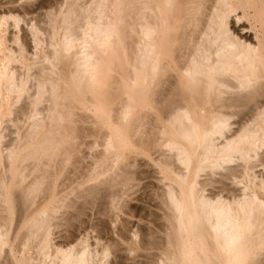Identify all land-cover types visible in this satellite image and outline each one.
<instances>
[{"label":"bare ground","instance_id":"1","mask_svg":"<svg viewBox=\"0 0 264 264\" xmlns=\"http://www.w3.org/2000/svg\"><path fill=\"white\" fill-rule=\"evenodd\" d=\"M129 256L264 264V0H1L0 264Z\"/></svg>","mask_w":264,"mask_h":264},{"label":"rangeland","instance_id":"2","mask_svg":"<svg viewBox=\"0 0 264 264\" xmlns=\"http://www.w3.org/2000/svg\"><path fill=\"white\" fill-rule=\"evenodd\" d=\"M0 2H1V0H0ZM37 2H40V0H37ZM243 26L244 24L243 23H241L239 26L237 25V28L238 29H241L240 28V26ZM245 25H247L248 26V24L247 23H245ZM26 28V27H25ZM245 34L247 33V34H252L251 32H249V31H245L244 32ZM237 126H235L234 125V128H236ZM145 163V165L144 166H142L141 167V170L142 171H144L145 172V175H146V177H145V179H143L142 180V187L140 186V190L135 194V195H133L132 196V200H131V202H129V206H132L131 208L134 210V209H136V210H134L135 211V215L137 216L136 218H127V220L130 222V224H129V226L132 228L131 230L132 231H134L135 230V226H134V228H133V225L134 224H136L137 223V220L139 221V216L141 215H143V216H145V219H146V221H145V223H148L147 221H150V225L148 224V226H150V227H153L154 228V224H152V222H154V223H156L155 222V219H153V218H155V216H153V215H151L152 213L154 214V212H156L157 210H155V208H154V201L153 200H149V199H152L151 198V195H152V191L154 192V189H155V187L158 185V180L156 179L157 177H158V174H157V172H156V170H155V167L151 164V162H149V163H146V162H144ZM258 170V169H257ZM156 172V173H155ZM217 179H220L219 178V176H217ZM225 182V184H227L228 185V187H230V189H232V185L230 184V182H228V181H224ZM227 182V183H226ZM152 185V187H151V185ZM149 184V185H148ZM155 184H156V186H155ZM230 184V185H229ZM148 185V186H147ZM154 185V186H153ZM220 187V188H219ZM221 187H222V184L220 183H216V184H214V185H212V186H209L208 188H207V190H208V192H210V194H212V193H217V192H219L220 191V189H221ZM227 187V188H228ZM234 189H235V187H234ZM144 193H146V194H144ZM144 194V195H143ZM149 194V195H148ZM145 195H147L146 197H145ZM150 197V198H149ZM137 198V199H136ZM142 198V199H141ZM148 198V199H147ZM136 199V200H135ZM140 199V200H139ZM147 202V203H146ZM153 210V211H152ZM143 211H145V212H143ZM88 218H87V216L86 217H84V219H85V223L86 224H88L89 226H87L86 224H84V228H82L81 230H80V232L79 231H76L75 233H73V235H78V236H76L75 238H77V237H79L81 234L82 235H84V234H87V231H88V234L90 235V241H91V243L92 242H95V238H96V236H97V232H94V230L91 228L90 229V225H91V222H93L92 220H98L99 219V216L98 215H96V212L94 211H88ZM141 213H144V214H141ZM156 214H158V212L156 213ZM155 214V215H156ZM90 215V216H89ZM94 216V217H93ZM152 216V217H151ZM125 217V216H124ZM123 217V215H122V218H124ZM138 218V219H137ZM126 219V218H125ZM91 220V221H90ZM119 221H120V219H119ZM157 221V220H156ZM95 222V221H94ZM132 222V223H131ZM118 224H119V222H118ZM117 224V225H118ZM119 226V225H118ZM128 226V225H127ZM89 227V228H88ZM124 230L123 231H126V229L125 228H123ZM134 229V230H133ZM78 232V233H77ZM90 232V233H89ZM125 233H127V232H125ZM111 235V234H110ZM115 237V236H114ZM92 238V239H91ZM140 239V238H139ZM56 241H59V239H57ZM60 241H61V239H60ZM104 241H106L105 240V238H104ZM93 244H95V243H93ZM152 252V254H157V251L156 250H153V251H150V253ZM155 252V253H154ZM133 257L134 256H129V257H127V259H125V260H123V264H133L134 263V261H132V259H133ZM155 258V260H156V256H154V255H149V259H154ZM114 259V258H113ZM130 259V260H129ZM144 259V260H143ZM144 261V263L147 261V258L145 257V258H138L137 259V261H136V263L135 264H140V263H142Z\"/></svg>","mask_w":264,"mask_h":264}]
</instances>
